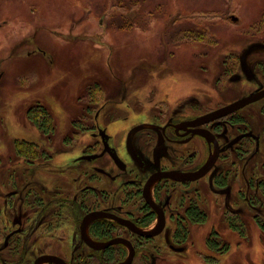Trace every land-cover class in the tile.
Wrapping results in <instances>:
<instances>
[{"label":"rangeland","instance_id":"obj_1","mask_svg":"<svg viewBox=\"0 0 264 264\" xmlns=\"http://www.w3.org/2000/svg\"><path fill=\"white\" fill-rule=\"evenodd\" d=\"M187 29L206 31L210 41L182 40ZM254 44L264 45V0H0V249L10 247L0 264H33L43 253L65 254L80 244L66 207L75 190L71 167L88 147L97 148L89 127H106L127 158L133 125L199 116L264 87V49L249 54L252 79L240 60ZM39 114L48 135L33 123ZM238 115L260 141L242 143L238 157L231 151L220 163L222 171L238 172L231 197L213 194L207 178L189 193L172 189L168 214L183 215L187 197L199 198L210 220L189 226L179 254L169 248L181 246L171 239L176 222L170 219L165 234L141 246L135 264H151L152 255L157 264H208L205 256L217 258L215 264H264V234L246 202L258 192L248 181H264V100ZM100 163L72 169L81 172L78 192L94 185L83 176ZM29 191L35 204L24 205ZM225 201L242 210L247 241L231 231ZM15 216L26 221L13 222ZM214 228L230 246L226 255L206 246Z\"/></svg>","mask_w":264,"mask_h":264},{"label":"flooded vegetation","instance_id":"obj_2","mask_svg":"<svg viewBox=\"0 0 264 264\" xmlns=\"http://www.w3.org/2000/svg\"><path fill=\"white\" fill-rule=\"evenodd\" d=\"M248 57L247 67L244 68L243 65L242 67L244 74L249 79H252L253 74L248 65ZM262 72L264 73V70ZM238 78L239 77H235V80ZM263 90L264 87H261L254 93L243 98L249 97ZM241 99L232 101L222 107L199 116L188 118L171 116L166 119L153 118V121L150 120L148 122H141L133 125L125 137V155L127 158L121 156L120 148L116 147L113 143L114 138L108 133L106 127L103 128L100 125H94L91 128L89 127L88 131L97 141V148L91 149L88 147L85 153L78 157L74 165L71 167V173L73 174L72 181L75 190L72 193L71 208L68 209L66 207L69 213H72V216L74 217L73 220L76 222L75 227L78 231L77 233L80 238V244H75L71 251H68L65 254L59 252L43 253L35 258L33 264H35L36 260L42 256H55L63 260L66 264H103L96 261L95 257L97 255H102L107 248L117 245L123 246L126 249L127 254L125 257H118L116 261L109 264L125 263L130 256V248L126 244L117 243L96 250L90 247L82 238L81 225L84 218L89 214L94 212H104L113 215L115 218L129 221L146 233L157 232L161 225V216L156 210H154L145 196L146 187L149 182L151 185L147 188L148 199L162 211L165 221L164 228L161 232L154 236L146 237L139 235L127 226L120 224L115 218L104 217L93 220L87 226V236L91 241L99 245L117 239L128 241L135 250L131 262V264H135L141 246L144 243H152L162 234H165L169 220L174 219L176 227L174 232L172 234L170 233L171 239L181 246L170 244L169 248L176 253H184L186 251L185 243L189 241L191 234L189 226H206L210 220V214L204 209L202 204L198 202L199 198L190 199V197H187L188 202L184 206L183 215L173 217V214H168L167 212V210L171 208L172 197L170 194H172V189H175L177 186H181L185 190L187 189V192L189 193L193 186L207 178L213 194L219 197L225 196V199L231 197V194L233 193L231 179H235L238 172L235 171L233 174L231 171L232 169L222 171V169H220L222 166L220 163H222V160L229 158L228 154L231 151L236 152L237 150L236 156L238 157L239 151H243V148L240 147L242 143H259L260 136L257 135V133H254V131L247 129L248 124L245 119L238 114L248 106L264 100V98L250 103L240 110L221 118L201 123H199V120ZM100 113L101 112L96 116H99ZM37 120L38 119H35L33 121L35 127L39 129L43 135H48L49 131L46 132V128L42 129L38 127L36 123L39 122V120ZM39 124L44 126L42 122ZM241 126H245L247 130H244ZM49 129L51 131V128ZM234 130L237 132L236 135L233 134ZM193 143H197L199 147L201 145L200 149L196 148ZM246 144H244L245 147ZM176 153H180V155H174ZM114 156L117 157L118 161ZM38 159L41 160L39 155ZM243 159H246V157L244 156L240 160ZM43 162H46V160ZM81 162H87L90 164L101 162V166L98 165L92 167L91 172L88 169L85 170L86 174L83 176V179L87 177V183L94 182V185L86 186L85 188L82 187L80 188L81 192H78L76 186L82 180L77 176H79L78 174H81V172H77L76 170L73 172L72 169L78 167V164ZM236 166L237 164L234 162L231 163V168ZM206 168L209 169L199 178L193 180L189 179L190 176L198 174ZM172 176L174 178H172ZM247 185L251 191H254L255 189L258 191V198L255 194V196H250L249 199H246V202L249 208L254 212L253 220L255 224L264 234V229L262 228L264 226V181L256 180L255 182L253 181L252 184L249 180ZM84 192L88 194L86 195L89 198L84 196ZM174 194H176V192H174ZM49 195L51 198L49 201L50 205H55L59 200L57 195L53 191ZM35 196L36 194L31 193L30 191L27 192L23 197V204H35L33 201ZM183 198L181 197L182 200ZM256 199H258V201ZM54 200H56V202ZM254 201L256 202L254 203ZM41 204H43V202H41ZM230 204V201L227 203L225 201L226 213L230 215V219L228 220L229 227L232 232H237L244 241H247L248 237H246V234L243 231L246 223L240 218L242 210L233 209ZM59 205H61L60 202ZM191 205H195L203 214V220H197L195 222L191 218L188 212ZM132 208H134L133 210H137L139 214L136 215L137 212L129 211ZM150 213L151 217L147 218ZM19 219L22 223L26 221V217L22 218L15 216L13 222L18 221ZM99 221H106L115 225L111 237L107 240H99L92 233V226ZM154 225L155 228L152 229L151 227ZM215 242L216 244H214ZM214 245L215 247H212ZM206 246L211 252L219 255H226L230 252V246L224 242L222 235L215 228L211 230L207 237ZM216 246H218V248ZM82 247L88 249L89 253L83 255L81 251ZM9 248L10 247H8L7 244L4 247L5 250ZM4 249H0V254ZM66 254H68V256H66ZM205 258L209 259L206 260V263L208 264H212V262L215 264L216 261H218L217 258H212L211 256H205ZM151 261V264H157V260L153 255ZM43 264L54 263L45 262Z\"/></svg>","mask_w":264,"mask_h":264},{"label":"water","instance_id":"obj_3","mask_svg":"<svg viewBox=\"0 0 264 264\" xmlns=\"http://www.w3.org/2000/svg\"><path fill=\"white\" fill-rule=\"evenodd\" d=\"M237 19L234 18V21H236ZM257 48H261V49H264V45H260V44H254L250 49H248L241 57V60H242V65L244 68L247 67V57L248 55L250 54V52L254 49H257ZM264 98V90L261 91V92H258L254 95H251L249 97H246V98H243L227 107H224L220 110H217L215 112H213L212 114H209L208 116L204 117V118H201L199 120V123L201 122H209L211 120H214V119H217V118H221L223 116H226V115H229L233 112H236L238 110H240L241 108L247 106L248 104L250 103H253V102H256L260 99ZM135 130H138V129H135ZM133 155V154H132ZM114 158L118 161L117 157L114 156ZM210 168V167H209ZM209 168H206L205 170L203 169V171H200L198 174H194L192 176L189 177V179H197L199 178L200 176H202L203 174H205V172L209 169ZM164 176V175H163ZM172 178H174L172 176ZM151 185V183L149 182L147 187H146V191H145V196L147 198V201L150 203V205L154 208V210H156L159 215L161 216V225H160V228L157 230V232H154V233H146L142 230H140L137 226H135L134 224L130 223L129 221H125L123 219H119V218H115L113 215L111 214H108V213H104V212H94V213H91L89 214L88 216H86L82 222V225H81V229H82V238L87 242V244L96 249V250H100L102 248H105V247H108L112 244H117V243H123V244H126L129 248H130V256L129 258L127 259V261L123 264H131L132 260H133V257H134V254H135V250L134 248L132 247L131 243H129L128 241L124 240V239H117V240H112L111 242L109 243H106V244H103V245H99L93 241H91L88 236H87V226L93 221V220H96L98 218H104V217H107V218H115L120 224L122 225H125L127 226L128 228L132 229L135 233L139 234V235H143V236H146V237H151V236H154L155 234L161 232V230L164 228V225H165V221H164V217H163V213L162 211L157 207L155 206V204H153L149 199H148V196H147V188ZM54 263V264H66L63 260L55 257V256H42V257H39L35 264H43V263Z\"/></svg>","mask_w":264,"mask_h":264},{"label":"trees","instance_id":"obj_4","mask_svg":"<svg viewBox=\"0 0 264 264\" xmlns=\"http://www.w3.org/2000/svg\"><path fill=\"white\" fill-rule=\"evenodd\" d=\"M180 36L182 37V40H184V39L185 40H188V39L191 40L192 39V40L199 42V43L200 42H207V40L210 41V39H209L210 37H209L208 33L206 31H203V30L197 31L195 29H187L186 31L182 32L180 34ZM38 118H39V122H37L36 124L38 125L39 128L45 129L46 128L45 126H47V124H48L46 116L39 114ZM41 122L44 124V126L39 124ZM45 131L48 132V130H46V129H45ZM188 212H189L191 218L195 222L197 220H203V214L198 210V208L195 205H191ZM150 217H151V213L148 215L147 218H150ZM114 227H115V225H113L111 223H108L106 221H99V222H96L92 226V233L99 240H107L111 237V233H112ZM262 228L264 229V226ZM179 233H180V231H179ZM214 244H216V242ZM212 247H215V245ZM216 247L218 248V246H216ZM126 254H127L126 249L121 245H117V246H112V247L107 248L102 255H100V256L97 255L95 257V260L98 262H101L103 264H109L113 261H116L118 257H120V258L125 257Z\"/></svg>","mask_w":264,"mask_h":264}]
</instances>
